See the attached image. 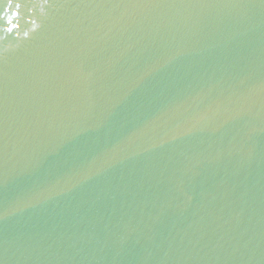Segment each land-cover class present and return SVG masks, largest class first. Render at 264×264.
<instances>
[{"label": "water", "instance_id": "1", "mask_svg": "<svg viewBox=\"0 0 264 264\" xmlns=\"http://www.w3.org/2000/svg\"><path fill=\"white\" fill-rule=\"evenodd\" d=\"M0 14V264H264V0Z\"/></svg>", "mask_w": 264, "mask_h": 264}, {"label": "snow or ice", "instance_id": "2", "mask_svg": "<svg viewBox=\"0 0 264 264\" xmlns=\"http://www.w3.org/2000/svg\"><path fill=\"white\" fill-rule=\"evenodd\" d=\"M2 2L5 3V4H7L8 7H11L12 6V0H2ZM15 6L17 8L20 7L19 4H16ZM18 14L19 13L17 12V13L14 14V16L15 15H18ZM0 19H4V15L3 14H0ZM4 24H6V25H12V24H14V20H6V19H4ZM17 27H18V25H17ZM14 30H15L14 27H5L4 28V31H6L7 33H12Z\"/></svg>", "mask_w": 264, "mask_h": 264}]
</instances>
